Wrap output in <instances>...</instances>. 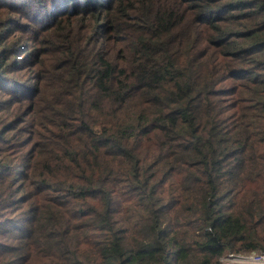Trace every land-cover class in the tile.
I'll return each instance as SVG.
<instances>
[{
  "label": "trees",
  "instance_id": "1",
  "mask_svg": "<svg viewBox=\"0 0 264 264\" xmlns=\"http://www.w3.org/2000/svg\"><path fill=\"white\" fill-rule=\"evenodd\" d=\"M69 4L51 75L0 80V264L264 253V0ZM24 5L0 0V76Z\"/></svg>",
  "mask_w": 264,
  "mask_h": 264
},
{
  "label": "rangeland",
  "instance_id": "2",
  "mask_svg": "<svg viewBox=\"0 0 264 264\" xmlns=\"http://www.w3.org/2000/svg\"><path fill=\"white\" fill-rule=\"evenodd\" d=\"M16 5L22 6L23 3H31L32 6L29 7V5H24V8L21 11H18V13L14 14L15 17L19 20L13 24L14 28H21L22 31L18 32L15 31L13 34H10L8 36V46L12 47V51H16L18 53V56H13L11 58L12 63L19 62L22 67L17 68L13 67L12 64H10V54H8V69L4 68L2 76H0V80L3 77L6 81H12L10 83V86L8 88H14L17 87V84H23V85H30L33 87L35 82V73L41 71L46 77L51 75L52 73V63H53V56L52 53L49 50V47L46 45L49 38L51 37V29L48 28L49 25L41 26V17H47L52 12L54 13V10L65 4H69V0H15ZM68 6L72 7L71 4ZM27 9V10H26ZM39 15L35 17V12L39 11ZM12 13L10 10L2 11L0 10V13L2 14L1 17H6L8 20V16ZM44 15V17H43ZM44 21H48L47 18H44ZM81 30H74L73 36H78L81 33L79 32ZM128 37V36H127ZM127 40V38H126ZM99 43L102 44V48L107 49L108 46L103 45V39L98 40ZM123 42L117 41L115 44L116 48L121 47ZM27 48V50H25ZM14 53V52H13ZM44 58V65L41 66V61ZM29 64V65H25ZM4 75V76H3ZM50 79L47 78L44 80L43 83H49ZM233 84L228 83L226 84V87H231ZM26 91V92H25ZM20 92L27 93L28 95H32V92L26 89H20ZM4 98L6 96H3ZM8 104V103H7ZM10 105L8 104L7 107ZM234 107H230V109L226 112L227 114H231ZM4 115H12V110L10 108H7L3 111ZM27 126H30V121L28 120ZM13 159H15V162L17 164H20L23 162V160L18 158V152L17 154H14ZM226 253L225 255H227ZM224 255V256H225ZM223 256V257H224ZM224 261V260H223ZM222 262V260H221ZM223 264V262H222Z\"/></svg>",
  "mask_w": 264,
  "mask_h": 264
},
{
  "label": "built area",
  "instance_id": "3",
  "mask_svg": "<svg viewBox=\"0 0 264 264\" xmlns=\"http://www.w3.org/2000/svg\"><path fill=\"white\" fill-rule=\"evenodd\" d=\"M252 253H256L257 259L261 261V264H264V253L263 252H248V253H239V254L228 253L221 260L223 264H244L241 258L250 256Z\"/></svg>",
  "mask_w": 264,
  "mask_h": 264
},
{
  "label": "clouds",
  "instance_id": "4",
  "mask_svg": "<svg viewBox=\"0 0 264 264\" xmlns=\"http://www.w3.org/2000/svg\"><path fill=\"white\" fill-rule=\"evenodd\" d=\"M244 264H261V261L257 259V254L252 253L250 256L241 258Z\"/></svg>",
  "mask_w": 264,
  "mask_h": 264
}]
</instances>
